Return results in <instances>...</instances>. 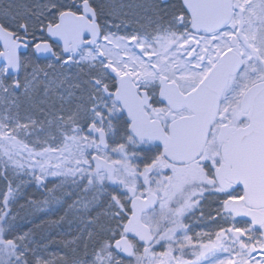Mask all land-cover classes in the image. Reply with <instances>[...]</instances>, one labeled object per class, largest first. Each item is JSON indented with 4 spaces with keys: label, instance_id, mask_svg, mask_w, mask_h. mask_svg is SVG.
<instances>
[{
    "label": "snow or ice",
    "instance_id": "snow-or-ice-1",
    "mask_svg": "<svg viewBox=\"0 0 264 264\" xmlns=\"http://www.w3.org/2000/svg\"><path fill=\"white\" fill-rule=\"evenodd\" d=\"M0 101V264H264V0H10ZM28 173L79 190L71 256L16 223Z\"/></svg>",
    "mask_w": 264,
    "mask_h": 264
},
{
    "label": "rangeland",
    "instance_id": "rangeland-1",
    "mask_svg": "<svg viewBox=\"0 0 264 264\" xmlns=\"http://www.w3.org/2000/svg\"><path fill=\"white\" fill-rule=\"evenodd\" d=\"M9 2L10 0H0V4L3 5H6ZM11 2L17 5H25L30 3V0H11ZM122 2L126 5H139L150 2V0H122ZM156 2L161 8H164L165 4L171 6L172 4L176 3V0H156ZM125 11H128V9L126 8ZM135 11L138 15L143 16L142 11L139 9H136ZM117 23H119V21H117ZM128 23V20L124 21L125 26H127ZM132 26L139 27L140 24L133 21ZM144 26L147 27L146 20L144 22ZM113 31H115L114 28ZM118 34H123V27L121 28V32ZM60 50L61 48L59 46L57 51L59 52ZM50 63H52L50 60L42 61L41 66L43 67ZM57 71H60L59 66H57ZM64 71L67 72V70ZM86 71L87 68L84 69V72ZM70 74H80L82 79L86 78L83 76L79 68L73 67ZM25 75V73L21 72L20 78L23 79ZM38 87H41V92L39 95H37L36 99L46 100V97L43 95L42 86L38 85ZM22 92L23 89H21V93ZM57 97L58 94H52L47 99H57ZM21 101L25 105H27L29 102L25 100L23 96H21ZM2 103L3 102L0 101V104ZM57 106H59L58 99ZM53 163H55V161H53ZM2 171L3 169L0 167V172ZM30 176L31 173H28V175L22 176L21 178H16V183L22 184V191L24 195V199L20 200L15 205L10 206L13 216L16 217V223L27 224L28 229L33 230L35 236L34 246L38 245L42 249L43 255L46 258L56 261L60 259L64 253H68L71 256L73 254V250L77 248V245L73 243L72 247H68L67 242L73 240V236L78 231V223L74 222L77 219L76 214L74 212H69L68 209L69 206L72 205L75 200H77V196H72L71 199L65 201L64 195L70 194L73 191L78 193L79 190L76 189L70 181L62 186L61 179H57L52 176L47 177L42 185H38L34 179H29ZM10 178H14L12 177L11 173ZM13 187H15V185H13ZM6 188V183L4 181H0V191H5ZM51 189H56L54 195L59 199V203H56L52 199L53 193L49 191ZM29 199L34 201V205L30 206L25 203V201ZM209 199L211 200L214 198ZM0 202H2V197H0ZM205 210L207 211V205L205 206ZM0 214L3 213L0 212ZM199 216L200 213L196 212L194 216H191L189 220L185 221L186 223H189L192 228V232L190 234L194 235L195 233L207 232L209 230L214 232L216 226L207 224V217H205L204 220L197 219ZM62 217L63 219H61ZM9 219L11 220L12 217H9ZM29 221H31V223H29ZM237 226H243V224H238ZM79 227H82V225ZM69 232H72V235H69ZM88 250L90 251L91 249L89 248ZM84 251V245L83 242H81L78 248V254L83 256ZM155 251L161 252L163 251V248L156 246ZM189 257L190 253L185 258Z\"/></svg>",
    "mask_w": 264,
    "mask_h": 264
},
{
    "label": "water",
    "instance_id": "water-1",
    "mask_svg": "<svg viewBox=\"0 0 264 264\" xmlns=\"http://www.w3.org/2000/svg\"><path fill=\"white\" fill-rule=\"evenodd\" d=\"M60 48H61V50H62V43L60 44ZM247 219V218H246Z\"/></svg>",
    "mask_w": 264,
    "mask_h": 264
}]
</instances>
